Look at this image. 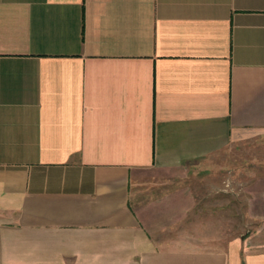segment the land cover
Wrapping results in <instances>:
<instances>
[{"label": "crops", "instance_id": "0c3cea01", "mask_svg": "<svg viewBox=\"0 0 264 264\" xmlns=\"http://www.w3.org/2000/svg\"><path fill=\"white\" fill-rule=\"evenodd\" d=\"M258 138L264 0H0V264H264L187 219Z\"/></svg>", "mask_w": 264, "mask_h": 264}, {"label": "rangeland", "instance_id": "374dc122", "mask_svg": "<svg viewBox=\"0 0 264 264\" xmlns=\"http://www.w3.org/2000/svg\"><path fill=\"white\" fill-rule=\"evenodd\" d=\"M259 148H264V138L242 142L238 152L234 154V159L231 160H238L235 167L228 166L224 169L226 174L236 178L235 188H231L230 191L225 190L224 194H218V199L213 201H196L197 205L187 219L199 224L211 225L209 229H213L216 238L221 241L244 234L263 223L264 214L259 212L264 211V205L258 197L264 193V183L255 181L256 178L264 176V165L259 161L264 159L262 156L264 153H259L257 151ZM220 170L211 169L215 175H219Z\"/></svg>", "mask_w": 264, "mask_h": 264}]
</instances>
